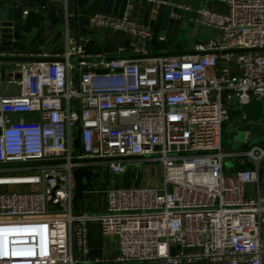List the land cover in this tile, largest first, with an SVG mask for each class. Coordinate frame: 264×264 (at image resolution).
<instances>
[{
    "label": "built area",
    "instance_id": "built-area-1",
    "mask_svg": "<svg viewBox=\"0 0 264 264\" xmlns=\"http://www.w3.org/2000/svg\"><path fill=\"white\" fill-rule=\"evenodd\" d=\"M223 1L226 12L180 5L220 32L192 48L204 54L105 59L77 35L63 59L17 63L20 92L0 95V163H41L0 168V186L34 187L0 191V264H264V144L223 147L229 103L264 99V0ZM91 20L149 54L151 28L129 9ZM133 161L160 163L163 186L110 187L103 210L75 208L76 169L119 175ZM89 220L118 254L87 257Z\"/></svg>",
    "mask_w": 264,
    "mask_h": 264
},
{
    "label": "crops",
    "instance_id": "crops-1",
    "mask_svg": "<svg viewBox=\"0 0 264 264\" xmlns=\"http://www.w3.org/2000/svg\"><path fill=\"white\" fill-rule=\"evenodd\" d=\"M165 1L167 3L156 0H67V3L65 0H0V55L59 58L67 48L68 38L83 35L88 38L85 47L88 55L133 58V38L129 33L91 20L96 14L120 18L127 9L132 18L150 26L152 34L145 45L149 53L185 52L192 50L196 44L205 43L211 36H219L218 30L200 26L193 20V12L180 5L226 12L228 6L223 0ZM66 6L73 12L72 15L67 14ZM172 12L176 15H172ZM15 22H20L19 40L12 36ZM160 36H164V39L161 40ZM18 62L0 63V95L11 96L20 92V86L14 81ZM130 166L121 175H115V182L110 187L133 186L128 181ZM94 173L99 176L93 175V186L84 191L83 209L97 212L104 209L106 190L110 187L101 188L96 180L102 173H111L104 169ZM87 226L88 258H112L118 254V238L103 234L100 221L89 220ZM129 264L162 263L137 261ZM181 264L228 263L202 259Z\"/></svg>",
    "mask_w": 264,
    "mask_h": 264
},
{
    "label": "water",
    "instance_id": "water-1",
    "mask_svg": "<svg viewBox=\"0 0 264 264\" xmlns=\"http://www.w3.org/2000/svg\"><path fill=\"white\" fill-rule=\"evenodd\" d=\"M12 36L15 40H19L21 38L20 34V22H15L13 24L12 29ZM264 50V49H262ZM242 51V50H239ZM204 54L207 53V51L203 50H189L185 52L176 51V52H157V53H149V54H137L133 55L131 57L133 58H139L143 56H167V55H181V54ZM124 56H114V57H105V59H115L120 58ZM63 58H55V57H42V56H5L0 55V63H7V62H14V61H53V60H60ZM87 60H98L100 58L97 57H90L86 58ZM80 58L72 57L71 61H79ZM17 77H21L20 73L16 74ZM79 76V73H76L73 77V80L75 83H77L76 78ZM229 107L231 109H237L241 108L244 112L242 116H238L235 120V125L238 126L239 123L242 122H248V121H262L264 120V99L258 98V97H252L248 102L242 103L239 101L238 98H234L233 102L229 103ZM234 127H229L225 130V138H227L228 142L233 145L234 148H248L250 145L255 143L264 144V137H251L248 141H246L243 144H238L235 142L230 141V132L233 130ZM78 136L75 139L76 145L81 149V125L77 128ZM33 163H41V161H32V162H13V163H0V168L3 167H13V166H22V165H29ZM230 167V163L227 164ZM231 168V167H230ZM99 176L98 173H94L91 170H83V169H76L74 171V178H75V194H74V205L77 210H80L83 208V196L84 191L87 188H91L93 186V182L91 181V177ZM85 180V181H84ZM76 213H79L76 212Z\"/></svg>",
    "mask_w": 264,
    "mask_h": 264
},
{
    "label": "rangeland",
    "instance_id": "rangeland-1",
    "mask_svg": "<svg viewBox=\"0 0 264 264\" xmlns=\"http://www.w3.org/2000/svg\"><path fill=\"white\" fill-rule=\"evenodd\" d=\"M243 110L241 108L231 109L230 115L231 120L224 124V137H223V147L224 150L235 149L231 143L225 138V130L229 127H234L230 132V141L240 144L244 142L245 132L250 131L252 133L251 137H264V120L262 121H248L239 123L238 126L235 125V120L238 116L242 114ZM239 148V147H237ZM129 179L128 181L132 183L133 186H150L160 188L163 186V169L158 162H146V161H136L131 164L129 169ZM121 175V174H120ZM97 184L101 188L110 187L115 182V175L109 173H102L96 180ZM264 186V181H263ZM34 190L33 186L22 185V186H0V191L9 190ZM42 189V185L38 187V190ZM264 232V225H263Z\"/></svg>",
    "mask_w": 264,
    "mask_h": 264
},
{
    "label": "bare ground",
    "instance_id": "bare-ground-1",
    "mask_svg": "<svg viewBox=\"0 0 264 264\" xmlns=\"http://www.w3.org/2000/svg\"><path fill=\"white\" fill-rule=\"evenodd\" d=\"M0 181H4V179L3 180H0Z\"/></svg>",
    "mask_w": 264,
    "mask_h": 264
},
{
    "label": "trees",
    "instance_id": "trees-1",
    "mask_svg": "<svg viewBox=\"0 0 264 264\" xmlns=\"http://www.w3.org/2000/svg\"><path fill=\"white\" fill-rule=\"evenodd\" d=\"M231 111V110H230Z\"/></svg>",
    "mask_w": 264,
    "mask_h": 264
}]
</instances>
